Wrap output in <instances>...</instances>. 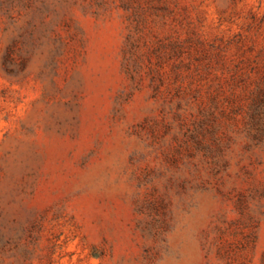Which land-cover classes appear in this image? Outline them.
Wrapping results in <instances>:
<instances>
[{
	"label": "rangeland",
	"instance_id": "rangeland-1",
	"mask_svg": "<svg viewBox=\"0 0 264 264\" xmlns=\"http://www.w3.org/2000/svg\"><path fill=\"white\" fill-rule=\"evenodd\" d=\"M0 264H264V0H0Z\"/></svg>",
	"mask_w": 264,
	"mask_h": 264
}]
</instances>
